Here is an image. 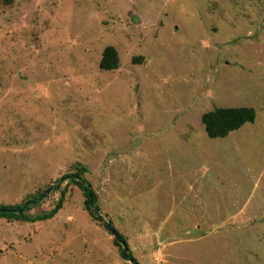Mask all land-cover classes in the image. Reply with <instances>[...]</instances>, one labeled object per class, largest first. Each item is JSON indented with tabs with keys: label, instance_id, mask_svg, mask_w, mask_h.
I'll return each mask as SVG.
<instances>
[{
	"label": "rangeland",
	"instance_id": "rangeland-1",
	"mask_svg": "<svg viewBox=\"0 0 264 264\" xmlns=\"http://www.w3.org/2000/svg\"><path fill=\"white\" fill-rule=\"evenodd\" d=\"M79 172L139 264H264V0H0V205ZM62 191L0 219V264H131L77 185L32 214Z\"/></svg>",
	"mask_w": 264,
	"mask_h": 264
},
{
	"label": "trees",
	"instance_id": "trees-1",
	"mask_svg": "<svg viewBox=\"0 0 264 264\" xmlns=\"http://www.w3.org/2000/svg\"><path fill=\"white\" fill-rule=\"evenodd\" d=\"M100 68L105 72L115 71L120 68V57L115 48L108 47L104 50ZM256 117L257 115L253 108H217L205 114L202 118V123L204 124L207 136L215 140L227 138L231 133L240 130L246 124L254 123ZM64 182L77 185L80 188L86 198V209L90 216L102 224L112 236H117L115 237V243L120 249L121 256L125 260L130 261L131 264H139L138 260L132 254L126 238L115 228L112 220H108L102 215L97 193L93 189L92 184L80 172L66 175L56 180L45 191L24 201L20 205H0V219L21 223H36L52 219L63 207L64 197L66 195L64 191L61 192V199L50 212L42 215H33L32 212L36 206L49 197L52 191H60L61 184Z\"/></svg>",
	"mask_w": 264,
	"mask_h": 264
},
{
	"label": "water",
	"instance_id": "water-1",
	"mask_svg": "<svg viewBox=\"0 0 264 264\" xmlns=\"http://www.w3.org/2000/svg\"><path fill=\"white\" fill-rule=\"evenodd\" d=\"M115 237H117V236H115Z\"/></svg>",
	"mask_w": 264,
	"mask_h": 264
}]
</instances>
